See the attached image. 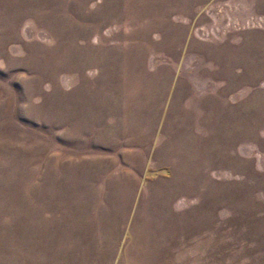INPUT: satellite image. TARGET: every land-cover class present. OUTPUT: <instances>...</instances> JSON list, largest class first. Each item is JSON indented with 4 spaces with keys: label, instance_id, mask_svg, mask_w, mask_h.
<instances>
[{
    "label": "rangeland",
    "instance_id": "374dc122",
    "mask_svg": "<svg viewBox=\"0 0 264 264\" xmlns=\"http://www.w3.org/2000/svg\"><path fill=\"white\" fill-rule=\"evenodd\" d=\"M147 184L264 264V0H0V264H113Z\"/></svg>",
    "mask_w": 264,
    "mask_h": 264
},
{
    "label": "crops",
    "instance_id": "0c3cea01",
    "mask_svg": "<svg viewBox=\"0 0 264 264\" xmlns=\"http://www.w3.org/2000/svg\"><path fill=\"white\" fill-rule=\"evenodd\" d=\"M126 219L113 264H192V186L143 185Z\"/></svg>",
    "mask_w": 264,
    "mask_h": 264
}]
</instances>
